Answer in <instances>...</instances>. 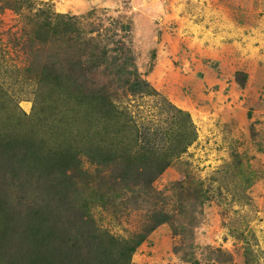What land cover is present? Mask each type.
Masks as SVG:
<instances>
[{"label": "rangeland", "instance_id": "374dc122", "mask_svg": "<svg viewBox=\"0 0 264 264\" xmlns=\"http://www.w3.org/2000/svg\"><path fill=\"white\" fill-rule=\"evenodd\" d=\"M47 22L79 23L87 47L75 52L95 78L92 94L119 110L122 145L134 149L140 128L175 146L181 123L192 137L148 187L120 188L110 178L119 165L87 156V138L105 131L100 120L77 123L72 234L89 211L100 229L143 237L131 264H264V0H0L1 90L27 115L34 86L12 76L29 61L27 23ZM137 77L155 92L131 94ZM76 93L87 96V86ZM27 190L15 194L31 205Z\"/></svg>", "mask_w": 264, "mask_h": 264}, {"label": "trees", "instance_id": "16d2710c", "mask_svg": "<svg viewBox=\"0 0 264 264\" xmlns=\"http://www.w3.org/2000/svg\"><path fill=\"white\" fill-rule=\"evenodd\" d=\"M28 25L24 35L29 61L12 78L34 86L32 114L21 110L15 98L2 92L0 84V264H131V254L143 237L119 238L100 229L89 211L87 216L80 214V235L76 236L79 230L72 234L76 226L70 218L79 215L73 204L74 171L84 146L77 144L82 136L70 129L81 128L77 123L87 127L100 120L105 131H94L87 138L89 161L106 167L119 165L111 169V180L120 188H128L130 183L137 189L148 187L169 164V158L185 150L192 141L191 133L184 123L179 124L173 136L177 145L170 147L164 142V132L150 134L149 129L139 128L134 130V149L122 145L119 110L106 93L92 94L95 78L84 67L80 52H75L77 46L87 47L79 23ZM86 86L87 96L76 93ZM127 88L133 95L154 91L140 77ZM98 106L103 116L95 117L92 110ZM59 124L63 129L56 131ZM59 132L67 144L57 141ZM94 136L100 143L90 146ZM15 188L20 196L19 189H30L26 196L31 197V205L16 197ZM140 194L145 195L142 190Z\"/></svg>", "mask_w": 264, "mask_h": 264}]
</instances>
